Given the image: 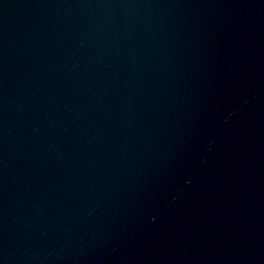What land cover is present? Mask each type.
Instances as JSON below:
<instances>
[{"label":"water","instance_id":"95a60500","mask_svg":"<svg viewBox=\"0 0 264 264\" xmlns=\"http://www.w3.org/2000/svg\"><path fill=\"white\" fill-rule=\"evenodd\" d=\"M0 264H264V0H0Z\"/></svg>","mask_w":264,"mask_h":264}]
</instances>
